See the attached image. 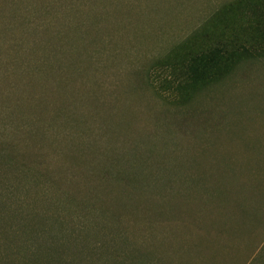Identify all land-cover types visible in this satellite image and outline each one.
<instances>
[{"label":"rangeland","instance_id":"rangeland-1","mask_svg":"<svg viewBox=\"0 0 264 264\" xmlns=\"http://www.w3.org/2000/svg\"><path fill=\"white\" fill-rule=\"evenodd\" d=\"M263 3L0 0V264H264Z\"/></svg>","mask_w":264,"mask_h":264},{"label":"trees","instance_id":"trees-1","mask_svg":"<svg viewBox=\"0 0 264 264\" xmlns=\"http://www.w3.org/2000/svg\"><path fill=\"white\" fill-rule=\"evenodd\" d=\"M252 14H254V17L255 18H252V22H255V23H260L261 21H262V23H263V21H264V3L262 4V6H261V10H260V14H259V16H257L256 15V11H254V12H252V11H250V14H247V15H250L251 17H252ZM261 16H263L262 18H261ZM263 19V20H262ZM258 31V30H257ZM220 44H223L224 46L226 45V46H228L229 47V43L227 44V43H220ZM219 45V44H218ZM238 48V47H237ZM208 49H210V47H208L207 49H205V50H208ZM215 50H211V52L209 53V56H207V54H206V52H205V50H203L202 52H200V53H198L195 57H192L191 59H190V61H189V63H188V66H187V69H188V72H186V73H188L189 75L190 74H193L194 75V77H195V79H196V81L197 82H200L199 81V77L202 75V70H200L199 69V67H200V65H205L206 64V60L207 59H209L210 58V56L214 53V51H217V53L219 54L220 53V50L221 49H219V48H214ZM242 49H243V47H242ZM244 50V52L246 53L247 52V49L246 48H244L243 49ZM244 53V54H245ZM248 53V56L249 57H251V56H254V54H252V53H250V51L249 52H247ZM247 53L245 54V55H240L239 53H236L235 51H231L230 53H228V55L229 56H225L227 59L225 60L226 62H230V60L228 61V57H238V58H242L243 56H246L247 55ZM198 56H200V57H198ZM199 59V60H198ZM196 60H198V61H196ZM225 62V63H226ZM196 63H199V65H196ZM203 65V66H204ZM220 69V68H219ZM198 76V77H197ZM215 76H217V75H215ZM195 82V81H194ZM82 202H78L77 204H79L81 207H80V210L81 211H86L87 209H85L84 207H88L89 208V206H87L88 205V203L86 202V201H84V200H81ZM77 202V201H76ZM101 215L102 216H106L107 215V213L106 212H104V211H102L101 212ZM261 254V251H258L257 252V255L256 254H254L253 255V258H251L252 260H251V262L249 263V264H253V263H256V261H257V259H258V255H260ZM35 264H42L41 262H40V260L37 262V263H35Z\"/></svg>","mask_w":264,"mask_h":264}]
</instances>
